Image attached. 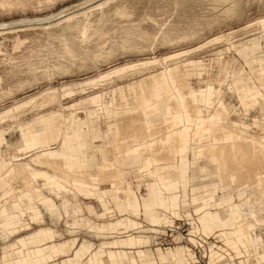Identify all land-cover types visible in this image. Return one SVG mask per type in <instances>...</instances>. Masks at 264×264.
<instances>
[{
	"label": "rangeland",
	"instance_id": "obj_1",
	"mask_svg": "<svg viewBox=\"0 0 264 264\" xmlns=\"http://www.w3.org/2000/svg\"><path fill=\"white\" fill-rule=\"evenodd\" d=\"M103 1L0 0V129H3V134L6 138L9 140L15 139L18 134L17 124L33 119V117L47 114L49 111L50 113L51 111H57L54 112L57 114H53L55 117L58 116L57 119H59L61 115L67 117L68 112L74 110L76 115L73 126L67 123L65 126H61V129L71 134L73 128L87 127L91 138H89L87 148L84 150L85 155L86 153L87 155L96 153L95 162L97 163L95 167L77 169L78 171L81 170L80 173L78 171L77 173L75 169V174L82 175L79 178L83 177L84 183L85 181L86 183L88 182L87 184L91 187V190L93 189L97 195L100 194L103 197L102 202H99L101 204L106 201V194L108 193L105 192V194L101 190H104L105 187H110L114 182L117 185H121L116 187H124L125 190H135L141 199L142 196L145 197L144 192L146 191L142 180L143 174L135 173L133 171L134 168H127L121 163L116 164L113 169L108 163L103 167L99 152V148L105 150L107 153H105L106 158L111 163L113 161L112 156L118 153L115 147L121 146L126 141L131 142L132 140L131 143H134L133 138H129L128 133H130V130L132 133V130L136 131L139 128L135 127L137 128L135 130L132 126L134 123L131 122V124L133 123L131 125L128 120L125 121L122 114L118 117L120 120L117 122V133L113 132L115 135L111 133L105 139L103 137L108 128L107 123L115 122L116 118H113L112 115H105L106 118L104 115H99L97 118V115L99 110L102 113L105 110L112 109V107H114L112 110L117 109L111 99L114 88L160 72L165 64L169 67L177 64L179 71L183 72L179 82L182 80L181 82L186 84L182 83L183 87L181 82H178L180 84L178 86L180 88H185L186 86L191 88L193 90V98H205L210 95L212 98L214 94L212 107L205 106L204 100L200 102L205 110L210 109L212 111V108L217 105V101L223 98L230 108L227 113V120L231 125L244 127L248 133L258 136L264 135V120L262 119L264 105L258 107L249 106L246 109L247 111H245L243 105L239 102L238 92L234 87L236 83H242V80L237 81L234 75V71L238 68H241L242 72L255 82L257 80L256 77L261 74L262 82H264V69H259L256 72L255 69H250L254 64L256 66V63L252 61V57L255 55L262 58L261 65L264 66V27L258 20L264 17V0H107L100 7L98 3ZM72 14L79 16L75 27H71L69 25L71 21L67 20ZM86 22L88 31L87 36L83 38L79 30L82 24ZM127 29L133 32V37L128 40L131 41L129 43L124 41L127 40L124 36ZM219 35L220 37L215 38ZM252 49H254V52H251ZM249 50H251L249 57H245L246 55L244 54ZM180 51L184 52L177 58L163 61V57ZM132 63L134 66L127 67ZM118 66H123L124 68L120 72L109 74L103 79L97 77ZM92 78L95 79L91 80ZM263 89L264 87L260 89L262 101H264ZM128 90L126 89L124 94L126 98H130H127L129 104H132L136 96L134 98L132 95L135 93L132 90H129L130 92ZM212 90H216V93L212 92ZM116 95L118 96L115 92L114 96L117 99L115 101L119 102ZM95 96H99V100L94 103L92 98ZM21 103L23 104L20 105ZM120 104L118 109L121 113H126L124 114L125 118L126 116H133L131 114H133L135 109L132 108L135 106L134 103V106L127 108L128 110L122 103ZM260 108L262 109L260 110ZM96 118L98 122L94 121ZM253 119H257L258 122H253ZM160 124L159 122H156L155 125L153 124L154 128L150 133L155 138L154 142H156H153L155 145H152L153 153L151 152V157L159 158L157 162L165 169H151V180L158 182L159 173H163L165 170L178 171L176 172L177 174L179 173V176L177 175L178 184L176 189L180 190L181 200L186 205L179 206V213L176 216L171 215L169 212L165 213L168 214L171 222L173 219H175V222L177 219H181L178 221L182 222V229L180 228V230L183 237L175 241L172 244V248H165L168 244L163 242L162 236L163 234L168 236L167 230L164 233L166 225L161 226V230L150 231L147 228L153 227V225H150L147 217L143 214L137 217L132 216L143 225L133 230V233L147 235L150 241L148 246L144 248L156 251V256L158 251H163L164 253L167 250L175 251L177 246H182L189 259L186 264H194L193 262L195 261L192 249L189 247L192 242H198L203 247L208 264L214 263L213 259L208 257L209 254H213L215 261L217 263L221 262L220 264H260V251L264 253V224L262 223L259 225L260 228L256 229L257 233L261 232L263 234L258 236L256 241L258 244H256L257 246L255 245V248H258L255 250L254 248L250 250L249 243L246 242L243 232L238 231V225L241 224L243 228L247 227V223L251 220L243 213V209L240 207L241 202L246 199L245 194L254 189L250 183L251 181L249 182L246 178L251 179L252 173L254 175L256 173L257 176H264V165H256L258 161L255 160L252 154L248 155L246 149L247 153L245 150L243 152V147L242 151L239 150L244 143L234 136L233 140L236 141L235 143L239 147L229 148L225 154L232 155V153H229L231 149V152L235 155H232L233 158L228 155L232 158L228 160L231 162H228V164H234L235 166H229L226 163L222 167L223 170L221 169L219 178L217 164L220 160L221 162H227L225 157L221 158L220 156L221 159L217 158L218 155H214L213 152L212 154L210 152L207 156V152L201 155L203 158H200L201 156L195 158L193 151H190L183 159L176 157L174 151H172L175 143H168L165 146V144L161 145L156 140L158 139L157 137L162 136V133L164 134L165 127L167 125L170 126L167 123V125L159 129L157 126ZM134 125L138 126L141 123H135ZM219 132L222 133V131ZM217 141H220V139ZM241 141L242 143H239ZM158 147H160V151L157 149ZM50 148L59 149L60 142L50 144ZM2 149H6V147L2 146ZM170 149L172 153L168 152ZM233 149L237 152V156ZM236 149L246 153V155L242 153L246 157L239 156L240 152ZM8 151L14 152V149L10 148ZM32 152L20 153V156L24 157L23 159H28L29 156L27 155ZM250 155L252 159L254 158V161ZM140 159L142 158L140 157ZM175 160L178 161L179 167L173 169V167H170L169 162H176ZM250 160L254 165L251 164ZM236 162L242 163L240 165ZM17 167L19 171L24 170L21 163ZM124 167L127 168L126 174L120 171V169H125ZM229 167L230 170H228ZM236 167L237 169H235ZM239 167L240 169H238ZM56 169L54 165V168H52L54 173L63 172L61 169ZM90 171L96 173V175L88 173ZM232 171L236 173L233 180H231ZM198 175H204L202 177L207 175L209 179L203 182L192 178ZM71 176L66 175L65 177L69 179ZM144 176L148 178V181L150 180L148 175ZM218 179L223 180V182L226 180L227 182L217 183ZM137 182L139 185H136ZM192 187L194 190H192ZM210 188L216 189L215 197L217 201L211 203L208 211H218V213L223 214L227 218L223 209L229 205L236 206L235 214L237 217L233 218V221L230 218L231 224H222L220 222L202 223L200 221L201 211L196 208L197 205L194 202L199 195H202L205 191L207 192ZM192 191H195L197 195H192ZM1 192L0 189V194ZM112 193L115 194L116 192L112 191ZM28 194L33 196L34 199L41 196L37 194L36 189L24 187L21 193H17L12 197L17 200L19 195L26 196ZM118 194L124 196L123 191ZM49 195L54 198L52 193ZM83 195L74 188H70L65 193V197H60L59 200L54 198L57 204L65 200L67 205L74 206L77 202L81 206V213L74 216L77 224L72 226L74 229L71 232L72 234L64 230L68 225L65 223L67 218L63 212H61L59 217H53L51 209L55 206L52 203H48L47 206L50 207L51 216L43 210L44 208L41 209L42 213L44 212L42 221L31 220L27 215L29 208L24 206L19 208L20 213L17 211L15 215L24 217L20 226L23 223L28 224V222L29 225H26V229L9 234L4 239L11 241L12 237L25 236L34 232L33 230L40 226H50L62 233L61 236L59 234L56 235V241H62L75 235L79 238V242L82 239H87L92 241L95 247H98L103 240H112L117 238V236L126 234L121 232V229L117 233L111 234L107 232L112 229L103 231L102 234L91 232V230L96 232L101 227V224L98 225L97 222H106L113 220L109 218L126 215L115 209V214L112 217H98L96 212H99L101 208L96 198ZM31 196H26L29 202L32 200ZM115 200L121 201L118 195L115 196ZM14 205L11 201L9 205L2 204L0 206V218L7 213L13 212ZM134 205L138 206V204ZM154 208L152 207L151 211ZM49 217L54 218V220ZM81 217L86 218L84 222L80 220ZM71 219L69 218L70 222ZM222 231H227L224 233L226 237L221 234ZM173 234L175 238L176 233L174 232ZM237 234L241 235L242 241L236 238ZM40 243H48V240L41 238ZM37 244V241L30 243L31 246ZM3 245V239L0 237V253ZM159 247L160 249H155ZM198 248L200 249L199 246ZM72 252L73 250L71 249L67 253L55 255L53 258L55 261H60L67 255L72 254ZM105 256L103 255L102 258H105ZM124 256L128 258V256ZM118 264L130 263L128 261H120Z\"/></svg>",
	"mask_w": 264,
	"mask_h": 264
},
{
	"label": "bare ground",
	"instance_id": "obj_2",
	"mask_svg": "<svg viewBox=\"0 0 264 264\" xmlns=\"http://www.w3.org/2000/svg\"><path fill=\"white\" fill-rule=\"evenodd\" d=\"M105 2H107V0H104L101 3H98V5L100 6V5L104 4ZM98 5H96V6H98ZM79 14H80V12H79ZM86 16H87V14H86ZM78 17L79 16L77 14H72L71 16H69L67 18V20L71 21V23L69 24V25H71V27H75L77 25V23H78L77 18ZM64 20H66V19H64ZM258 20L260 21V24H262V26L264 27V17H262ZM255 22H256V20H255ZM80 28L81 29L79 31L81 32L82 37L85 38L87 36V31H88L87 30L88 29L87 28V22L85 24H82V27H80ZM124 36L127 39L124 41H128L131 39V37H133V32L130 29H127L124 33ZM217 37H220V35L216 36L215 38H217ZM186 38H187V36H186ZM129 42H131V41H128V43ZM183 52L184 51H180V52L172 53L168 56H165V57H163V61H166L167 59L168 60L175 59L178 56H180V54H183ZM155 61H157V60H155ZM252 61L257 63V60H252ZM127 65H129V64H127ZM123 66H118L116 68H113V69H111V70H109V71H107V72H105V73H103L97 77L103 79L109 74L111 75L112 73H118V72H120V70H122L125 67V66L124 67ZM132 66H134L133 63L127 67H132ZM182 73L179 71V67L177 66V64L170 66V67L165 64L164 68L160 72H157L155 74L153 73V75L132 81V82L127 83V84L125 83V85L117 86L116 88H114L112 90L111 99H112V102L117 106V109L115 107L116 110H112L114 108V107H112V109L105 110V112H102V113L100 110L98 111L97 118L99 115H104V117H105V115H112L113 118H116L114 120L115 122H112L110 124L107 123L108 128H107L105 135L103 137L105 139L107 137H109L111 133H113V132H115V134L117 133V130H118L117 129V127H118L117 122H118V120H120V118L118 119L119 115L123 114L125 121L128 120V122H130V124H131V122H133L134 124L135 123H139V124L141 123V125H138V126H136L137 124L136 125H134L133 123H132L133 125L131 124L134 128L138 127L139 130L137 128H135V130L136 129L137 130L136 131L132 130V133H131V130H130V133H128V131H127L128 135L130 136V137L129 136L128 137L131 139L133 138L134 143H131L132 140H131V142L126 141L121 146H116V144H115V146H116L115 148H117L116 150L118 151L119 155H122L124 157H130V156L132 157L133 156L136 159H140V157L142 158V164L139 166L138 171H139V173L143 174L142 180H143V185L145 186L146 191L144 192L145 197L142 196L141 199L143 200V206H144V209L146 211H151V206L154 205V202L150 201L152 199L151 198L152 194H154L153 190L156 191V193L159 195L160 199L163 201L162 195L165 192H162L161 188L159 187V184L163 185L168 189V192H167L168 195L170 194L169 196L172 197V194L177 187L178 176H179L178 175L179 173L178 174L176 173L178 171L174 172V170H171V171L166 170L165 175H163V174L158 175V182H154L153 180H151V172H152L151 169H158L161 167V165L157 162V160H159V158L156 159V158L151 157V152L153 150L152 145H155L154 143H156V142H154L155 138H153L150 133L152 132L156 122H159V124L161 122V124L159 126H157V127H159V129H160V127H163L164 125H167V123H169L170 126L167 125V127H165L164 134L162 133V136L157 137L158 139H156V140H158L161 145L165 144V146H167L168 143H171V144L175 143V146H173L174 149L172 148L173 149L172 151H174V155L176 157L183 159L184 157H186L189 154L190 151H193L195 158H198L207 152H208L207 156L210 152H211V154L213 152L214 155H218L217 158H220V156H221V158L225 157L227 162L222 161L223 162L222 163L220 160V162H218V164H217V168H218L217 171H218V177L219 178H220L222 167L224 165H226V163L228 164V162H229L228 160L229 159L231 160L233 158V156L235 155V154H233V152H231V149H230L229 153H232L233 156L231 154H227V153L225 154V152H227L229 150V148H234L235 146H237V144L235 143L236 141L233 140L235 138L234 136H236V139L242 140L244 143V145L240 146L239 150L242 151V149L244 148L243 149V152H244V150L246 149L248 151V153H247V151L245 150L246 153L248 155L252 154V156L255 158V160L258 161L256 165H258V164L264 165V135L258 136V135L252 134V133H248L247 129H245L244 127L231 125V123H229V121L227 120V118H228L227 113H228V110L230 108L228 107V103L223 98H221L220 100L217 101V105L214 106V108H212L213 109L212 111L210 109L205 110L201 106L200 102L202 100H204L205 106L212 107V105L214 103V102H212V99L214 98V96H213L214 94L212 95V98L210 95L209 97H205V98L200 97V98L194 99L193 95H192V90L190 88H188L187 86H186L187 89H186V87L183 88L184 87L183 84H185V82L183 83V82H181L182 80L180 81L181 84L183 83L182 84L183 87L181 85V87L183 89L178 86V84L180 83L179 78L183 76ZM94 79L95 78H92L91 80H94ZM183 81H184V79H183ZM262 81L263 80H262L261 76H259L257 78L256 82L255 81H247L244 85L235 88V90L238 92L239 102H241V104L243 105V109L245 111H247L246 109L249 106L258 107V106L264 105V101H262V99H261L262 92L260 90L261 88L264 87V82H262ZM126 89H129L130 91L132 90L135 93L134 95H132L134 98L136 96L135 100L133 99V101H134L133 103L135 106L133 105V103L129 104V102L127 101V98H129V97L126 98V96L124 94ZM213 91H214V93H216V90H212V92ZM115 92L118 94V96L117 95L116 96H117L119 102L115 101V100H117L116 97L114 96ZM217 93H218V90H217ZM136 94L137 95L139 94V95L137 96ZM50 97L53 98L52 96H50ZM49 100H51V99H49ZM92 100L94 103L98 102L99 96H95L94 98H92ZM213 101H214V99H213ZM23 103H25V102H23ZM23 103H21L20 105H22ZM120 103H122L126 109L134 106L132 108H135L134 111L135 110L136 111H135V113L133 111V114H131L133 116H130V117L126 116V118H125L124 114H126V113L125 112L121 113L120 110L118 109L119 108L118 106L121 105ZM126 109H124V110H126ZM71 111L68 112L67 117L61 115L59 119H57L58 116L55 117V115H54V114H57V113H54L57 111H54V112L51 111V113L49 111V113H47V114H41V115H38L36 117H33V119H30V120H27L25 122L17 124L18 134L16 133L17 134L16 138L13 140H9L4 135L2 140H1V143H0V149L4 150V149H2V146L7 147L8 143L10 142L13 146L16 147V151L14 150L15 152L13 154L15 157L20 156V153H25L27 150L40 149L32 157V161H33V162L31 161L32 163H34L35 165H45L47 167L53 166L52 168H54V165H53L54 162L62 159V160H64V162L62 164H60V163L59 164L61 165V167L64 164V167L70 172L69 175L72 174V176H74V177L71 176V178L68 179V178L63 177L61 175H58L56 173L49 172L46 169L33 167L28 162L21 163V165L23 166V169H24L21 171L17 170L18 167H16L14 164L10 165L7 169L6 177L8 179H10L11 181H13L15 178L19 177L18 174L21 175L19 177V181L16 180V183H15L17 190H19L21 188L23 189L24 187H27L30 189H36V186H39V187L48 189V190L53 191V192H58V193L65 192L66 193L70 190V188H74L75 190H77L82 195L84 194L83 196L86 195L89 197H93V198H96V200L98 202H102L103 197L100 196V194L97 195L93 189L91 190V187L87 184L88 182L86 183V181H85L86 184L84 183V181L82 179L83 177L81 179L79 178L82 175H80V174L76 175L75 174L79 169H82L85 166V162L87 160L84 161V159L81 157L85 158V151L84 150L87 148L89 138H91V137L89 135L88 128L85 126L82 128H73L71 134H69L65 130L61 129V126H63V125L65 126V124H67V123L70 125L74 124L76 112L74 110H73L74 112L73 111L71 112ZM59 114H61V113H59ZM97 118L94 121L98 122ZM127 118H129V119H127ZM124 119H123V122H124ZM94 121H93V123H94ZM254 121L258 122L257 119H254ZM127 128H128V126H127ZM130 128L132 129V127H130ZM219 131H222V133H224V135H222V133ZM121 132H122V130H121ZM123 132H125V131H123ZM216 132L220 133V134H217ZM115 134L113 133V135H115ZM120 135H123V134H120ZM217 135L221 136L222 139H221V137L219 138ZM154 136H155V134H154ZM216 136H217V138L220 139V141H217L219 139H217ZM124 137H125V134H124ZM124 137H123V139H124ZM242 141L239 143H242ZM58 142H60V148L59 149L49 147L50 144H56ZM89 144H90V142H89ZM88 147H90V146H88ZM170 147H172V146H170ZM237 147H239V146H237ZM157 149H159V151H160V147H158ZM239 150H237V151L240 152ZM107 151H108V149H107ZM172 151L170 149V151H168V152L172 153ZM99 152L102 155L104 162L106 164L108 163V165H111L110 167L113 169V167H115V163H114V161H112L111 163L108 161V159L106 158L107 153L105 152V150L99 148ZM214 152H216L218 154H215ZM243 152H240L239 156H243L244 154L246 155V153H243ZM234 153H236V156H237V152L235 150H234ZM242 153H243V155H242ZM10 155H11V153H10ZM228 155L232 156V158H230ZM153 156H154V154H153ZM243 157H246V156H243ZM250 157H251V155H250ZM200 158H203V156H201ZM237 158H240V157H237ZM254 158L252 159V157H251V159L253 161H254ZM109 159H110V157H109ZM208 161H209V159H208ZM243 161H244V158H243ZM250 162H251V164L254 165V163H252L251 160H250ZM169 163H170V167H173V169H176L179 167L178 161L169 162ZM229 163H231V162H229ZM236 163H238V162H236ZM241 163H238V164L241 165ZM57 164H55L56 168H57V166H59ZM194 164H195V162H194ZM228 165L231 166L232 164H228ZM232 166L234 167L235 165L233 164ZM75 169H76V172L74 171ZM235 169H237V167ZM238 169H240V167ZM56 170H58V168ZM182 170L184 171V169H182ZM228 170H230V167L228 168ZM63 172L65 173V171H63ZM78 172L80 173L81 170ZM121 173H123V171H121ZM235 174L236 173H234L232 171L231 180H233V178L235 177L234 176ZM249 174H250V172H249ZM252 174L253 175H252L251 179H249V178H246V179H248L249 182L251 181L250 183L254 187V189H253V191L245 194V198H246L245 201H243V202L240 201L241 202L240 207L243 209V213H245L248 218H251V220H250V222L247 223L248 226L247 227L245 226L246 228L245 227L243 228L242 225L239 224L240 223L239 222L238 223L239 224L238 225V231L243 232L246 242L249 243L250 250L252 248H254V250H255L256 248H258V247L255 248V245L258 244L256 242V239L258 236H262V234H263V233L261 234V232L257 233L256 229L260 228L259 225H261L262 223L264 224V222H263L264 221V176L263 175L257 176L256 173H255V175H254V173H252ZM144 175H148L150 177V180L148 181V178H146ZM202 176H204V175H202ZM202 176L198 175V176L193 177V179H199V180H202L203 182H205L209 179V177L207 175L205 177H202ZM244 176H246V175H244ZM93 178H97V177H93ZM218 180L219 181L217 183H221V182L224 183L226 181L225 180L223 182V180L221 181V179H218ZM247 184L249 185L248 182H247ZM136 185H139L138 182ZM116 190L118 193H120L122 191L124 192V196L121 200L123 202H126L128 205L131 206L132 212H133L134 204H138V206H140L139 198H138L135 190H132V189L125 190L124 187L123 188L122 187H116ZM215 192H216L215 188H210L209 191L203 192L202 195L198 194L199 197L196 200L200 201V203H199L198 207H196V208L200 209V211H201L200 215H209L210 214L208 212V208L210 207L211 203L214 202L216 199V197H213V194ZM195 195H197V194H195ZM27 196L30 197L31 195H27ZM15 202L20 203L24 207L30 208V202H29V200H27L26 196L19 195V197H17V200ZM235 208H236L235 205H233V206L229 205L225 209L229 214V216H227V219L230 223H232L233 218L237 217L235 214ZM78 212H79V210L76 206L64 209V214L66 216L76 215ZM230 218L232 221L230 220ZM85 219L86 218H84V217L80 218V220H82L83 222L85 221ZM15 220H16V216H15L14 212L8 213V214L2 216L0 218V232H1L3 227L10 225ZM25 224L26 223H23L22 226H20V230L24 229ZM247 224H245V225H247ZM124 225H127V224L124 223ZM172 247H173V245L167 246L165 248H172ZM189 250H191V249H189ZM258 250H260V249H258ZM158 255H159V260L162 263L185 264L187 261H189L187 255H186V251L182 246H178L175 251L174 250H167V251H165V253L164 252L162 254L159 253ZM110 257H111V255H110ZM46 259H47L46 257L33 258L27 252L16 251V256L13 257L10 262L12 264H47ZM141 261L143 264H149V259L147 257H142ZM215 262H217V261H215ZM106 263H107V261H106ZM111 263H113L112 260L110 261V264ZM86 264H89V263H86Z\"/></svg>",
	"mask_w": 264,
	"mask_h": 264
},
{
	"label": "crops",
	"instance_id": "obj_3",
	"mask_svg": "<svg viewBox=\"0 0 264 264\" xmlns=\"http://www.w3.org/2000/svg\"><path fill=\"white\" fill-rule=\"evenodd\" d=\"M250 51L251 50L247 51L244 54V55H246L245 57H249ZM251 52H254V49H252ZM252 60H257V63H256V66L254 65L250 69H252V68L255 69V72L258 71L259 69H264V66L261 65V60H262L261 57H258L255 55L252 57ZM259 62H260V64H258ZM259 67H261V68H259ZM234 75H235V78H237V81L242 80V83H240V84L236 83L234 85L235 88L244 85L247 81H254V80L248 78L242 72L241 68L236 69L234 71ZM259 76L260 75H258L256 78H258ZM197 98H200V97H196L194 99H197ZM261 109L262 108H260V110ZM262 119L264 120V115H263ZM253 122H255L254 119H253ZM3 136H4L3 129L1 128L0 129V143H1ZM8 147L13 148L16 151V147L13 146L10 142L8 143V146L6 147V149H4V150L0 149V189L2 191L0 194V206L2 204L9 205L10 201H11V203L15 204L14 208H13V212H14V214H16L17 211L20 213L19 208H23V206L20 203H16L15 198H13L12 196H15V194L22 192V188L17 190L16 185H15L16 180L19 181V177L21 175L18 174L19 177L15 178L13 181H11L10 179H8L6 177V172H7L8 167L10 165H13V164L17 167L18 164H20V163L28 162L33 167L43 168V169H46L47 171L52 172V173H54L53 172L54 170H52V168L47 167L45 165H35L34 163H32L33 162L32 157L40 149L27 150L28 152L29 151H33V152L27 155V156H29L28 159H23L24 157H21V156L15 157L13 155L15 151L9 152ZM10 153H11V155H10ZM95 154L96 153L90 154V155L86 154L85 158L81 157L84 159V161L87 160L85 162L84 168L85 167L90 168V167L97 166V163L95 162ZM101 158H102L101 165L103 167H105L106 163L104 162L102 155H101ZM112 160L114 161L115 165L118 163H121L127 168H130V167L134 168L133 171L135 173H139L138 168L142 164V159H136L133 156L132 157L131 156L130 157H124L122 155L115 154L114 156H112ZM63 162H64V160L60 159V160H57L56 162H54L53 165L58 163L57 165H59V166H57V168L61 169L62 171H65V173L64 172H61V173L56 172V174L65 177L66 175H69L70 172L64 167V164L61 167L60 164H62ZM127 168L120 169V171H123V173L126 174ZM161 169H165V167L164 168L160 167L156 170H161ZM90 172H88V173H90ZM165 172H166V170H165ZM165 172H163V173L160 172L159 174L165 175ZM91 174H96V173L91 172ZM115 183L116 182H114V184L112 183L110 187H105L104 190H101V192H103V193H105V192L106 193L108 192V193L107 194L105 193L106 194V201L103 204L98 202L101 210L99 212H96V216L102 217V218L112 217L115 214V209H117L118 212L125 214L126 216H116L113 218H109V219H113L110 221L97 222L98 225L101 224V227H99L96 232H94L93 230H91V232H93L94 234H96V233L102 234L103 231L112 229V230L107 232V233L111 234V233H117V231H119L121 229V232L126 233V234H124L123 236H117V238H114L112 240H103V241H101V243L99 244L98 247H95L93 242L90 240H87V239H82L79 242V238L75 235L72 236L71 238L64 239L62 241H56L55 240L57 237L56 235L59 234L61 236V234H62L61 232H59L57 229L52 228L50 226H40V227L34 229L33 230L34 232L29 233L25 236L12 237L10 239L11 241L5 240L4 238L7 237L9 234H13V233L20 231V224L22 223V219L24 217H22L20 215H18V216L15 215V216H17L16 220L14 222H12L10 225L3 227L1 232H0V237L3 239V244H4L2 246V251L0 253V264H12L10 261L13 257L16 256V251L27 252L33 258L46 257L47 258L46 259L47 264H86V263H89V264H110L111 260L113 261V263H111V264H118L120 261H124V262L128 261L130 264H143L141 261L142 257H147L149 259V264H168V263H162L159 260L158 254L159 253L162 254L163 251H158L157 256H156V251H153L149 248H144L145 246H148L150 238L147 235L134 234L133 233V230H135L139 227H142L143 225L140 224L141 222L139 223L132 216L137 217L138 215L143 214L147 217L148 221L150 222V225H153V227H148L147 228L148 230H150V231L161 230L159 227L164 226V225L168 224L169 222H171L168 214H166L165 212H169L171 215L176 216L179 213V206L180 205H186L185 202H183L181 200L180 190L175 189V191L172 194L173 197H170L169 196L170 194L168 195V193H167L168 189L165 186L159 184V187L161 188L162 192H165L162 195L163 201L160 199V197L156 193V191L153 190L154 194H152V197H151L152 199L150 201L154 202V205L151 206V209H152V207H155L154 210L146 211L144 209V206H143V200L138 197L140 206L134 205L133 206V212H132L131 206L128 205L126 202H123L122 200L121 201L115 200L116 195H118V197H120V199L123 198L122 195L118 194L116 187H115V186H121V185H117V183L116 184ZM192 190H194L193 187H192ZM209 190L210 189H208V191ZM36 191H37V194H40L41 196H38L35 199L32 196L33 198L30 202V208L27 210V215L30 217L31 220H34V221H40L41 220L42 221L44 212L42 213L41 209H43V208H44L43 210H45L47 212V214L50 215V212H49L50 207L47 206L48 203H52L55 206L51 209V214L53 217H59L61 212H63V214H64L65 208L73 207L71 205H67L65 200L60 201L59 204H57V202H55L54 198L59 200L60 197H65V192H62V193L53 192V191H50L48 189H45V188H42L39 186H36ZM112 191L116 192V193L113 194ZM50 193L53 194L54 198H52L49 195ZM28 195H30V194H28ZM192 195H195V191L194 192L192 191ZM137 196H138V194H137ZM213 197H215V193L213 194ZM216 201H217V198L215 199L214 202H216ZM199 203H200V201H198V200H196L194 202V204L197 205L196 207H198ZM74 206H76L79 210V212L76 215H79L82 211L81 206L77 202ZM17 207H18V209H17ZM210 207H211V205H210ZM209 208H208V210H209ZM216 208H221V207H216ZM226 208L223 209V212L226 216H228V213L225 210ZM13 212H10V213H13ZM208 212L210 213L209 215H200L199 216V219L202 223H204V222L205 223H211V222L218 223V222H220L222 224H225V223L231 224L228 221V219L223 214L218 213V211L210 210ZM76 215H72L69 217H67L65 215V217L67 218V221H65V223H67V225H68L64 228L65 231H67L69 233L74 231L72 226L74 224H77L74 220V216H76ZM69 218H72L71 222L69 221ZM50 219L54 220V218H50ZM124 223H126L127 225L125 226ZM26 225H29V222H28V224L24 225V229L27 228ZM225 232H227V231H222L221 234L224 235ZM104 235H106V234H104ZM41 238L47 239L48 243H40ZM236 238L239 241L243 240V238L241 237L240 234H237ZM257 239H258V237H257ZM257 239H256V241H257ZM34 241H37L38 244L35 246H31L30 243H32ZM71 249L73 250L72 254L67 255V257L62 258L60 261L54 260L53 257L55 255H57L59 253H67ZM155 249H160V247L155 248ZM260 253H261L260 264H264V253L261 251H260ZM103 255H106L105 258H102ZM110 255H111V257H110ZM124 255L128 256V258L125 257ZM208 257L213 259V262H214L213 264H220L221 263V262L220 263L215 262V258L213 256V254H209ZM106 261H107V263H106Z\"/></svg>",
	"mask_w": 264,
	"mask_h": 264
},
{
	"label": "built area",
	"instance_id": "obj_4",
	"mask_svg": "<svg viewBox=\"0 0 264 264\" xmlns=\"http://www.w3.org/2000/svg\"><path fill=\"white\" fill-rule=\"evenodd\" d=\"M178 220H181V219H177L176 222H175V219H173V221L171 223L166 224V228L164 229V233L167 230L168 236L163 234L162 239H163V242L168 244L167 246L172 245L175 241H178L180 238L183 237V234L180 230V228L182 229V225H181L182 222L180 223ZM174 232L176 233L175 238H177V240H175V238L173 236ZM198 246L200 247L201 250L198 248ZM189 247L192 249V253H193V256L195 258V261L193 262L194 264H208L206 262L205 251L203 250V247L198 242H196V243L192 242L191 245H189ZM194 249H197V250H194ZM229 264H231V263H229Z\"/></svg>",
	"mask_w": 264,
	"mask_h": 264
}]
</instances>
